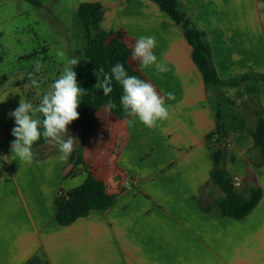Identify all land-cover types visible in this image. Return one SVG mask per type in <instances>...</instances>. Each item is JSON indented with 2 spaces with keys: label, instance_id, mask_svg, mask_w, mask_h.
Returning <instances> with one entry per match:
<instances>
[{
  "label": "crops",
  "instance_id": "crops-1",
  "mask_svg": "<svg viewBox=\"0 0 264 264\" xmlns=\"http://www.w3.org/2000/svg\"><path fill=\"white\" fill-rule=\"evenodd\" d=\"M178 1L205 34L220 79L264 74V0ZM93 2L103 5V29L123 30L135 42L155 37L157 61L170 70L136 62L165 97L169 118L150 129L105 108L94 132L82 138L78 125L80 135H67L75 143L65 162L59 148L46 151V140L32 145L31 164L14 159L0 142V264H264V163L250 134L252 109L251 123L234 118L235 126L222 115L230 130L223 167L241 178L239 193L260 187L263 195L245 218L224 217L214 208L224 193L211 180L206 140L217 127V107L183 28L150 0ZM170 92L174 100L166 98ZM256 106L264 110V91ZM82 139L84 164L75 165ZM88 171L117 201L63 226L55 198L80 186Z\"/></svg>",
  "mask_w": 264,
  "mask_h": 264
},
{
  "label": "trees",
  "instance_id": "trees-1",
  "mask_svg": "<svg viewBox=\"0 0 264 264\" xmlns=\"http://www.w3.org/2000/svg\"><path fill=\"white\" fill-rule=\"evenodd\" d=\"M37 3L36 0H29ZM157 4L159 9L171 18L177 25L183 28L187 42L192 46V57L199 68L204 81L209 88L215 90L220 87L240 88L247 87L250 82L264 85V74H245L228 80H222L217 74L213 63L212 51L205 34L200 31L188 18L178 0H150ZM77 16L80 20L86 41L84 55L91 63V69L76 76L79 86L86 92L80 97L79 104V126L82 138L94 132L99 126V114L105 108H109L111 101L115 105L109 108L113 115L120 119H128L123 112L120 97L123 89L119 83L113 80V91L105 96L102 89L94 86L103 81L104 75L111 74L110 69L116 64H123L130 76H136L146 82L147 79L141 73L136 61L132 60V50L135 41L123 30L107 31L102 27L104 16L103 5L100 2H83L77 8ZM2 58L0 57V62ZM103 69L101 72L99 69ZM256 88V85L254 86ZM214 99L218 102V98ZM212 101V99H211ZM213 102V101H212ZM216 109V108H215ZM217 113V127L206 137L207 143L212 151L213 170L211 172L212 182L219 186L224 197L215 203L214 208L224 217L243 219L249 215L259 204L263 191L260 187H254L246 196L239 193L233 185L232 177L223 167L226 144L225 140L230 132L222 120L219 109ZM255 118L254 128L250 131L254 144L261 155V163H264V110L262 106L252 108ZM244 130V129H243ZM43 138V137H41ZM45 139H39L35 145L42 144ZM83 144L77 153L72 156V163L75 165L84 164ZM88 170V169H87ZM117 197L107 192L103 181L95 178L88 171L85 181L78 187L64 192L61 191L55 198L54 206L56 218L59 224L68 226L79 218L89 215L92 211H106L113 207ZM210 207L205 211H211ZM29 264H41L31 261Z\"/></svg>",
  "mask_w": 264,
  "mask_h": 264
},
{
  "label": "rangeland",
  "instance_id": "rangeland-1",
  "mask_svg": "<svg viewBox=\"0 0 264 264\" xmlns=\"http://www.w3.org/2000/svg\"><path fill=\"white\" fill-rule=\"evenodd\" d=\"M36 1L0 0V142L6 151L11 150V142L15 140L11 135L15 121L9 113L19 106L21 98L33 105V117L43 120L38 111L42 97L69 66L68 61L79 60L72 69L76 76L91 69L84 55L86 41L77 8L83 2L94 0ZM37 62L43 67L34 72ZM29 73H34L39 87L32 85ZM263 86L251 81L247 87L211 89V99L226 123L236 126L234 118L251 123L249 112L264 91ZM78 125V119L68 125L64 138L72 131L80 135ZM1 126L4 127L1 129ZM40 130L43 132L42 126ZM45 148L58 150L57 145L49 142Z\"/></svg>",
  "mask_w": 264,
  "mask_h": 264
},
{
  "label": "clouds",
  "instance_id": "clouds-1",
  "mask_svg": "<svg viewBox=\"0 0 264 264\" xmlns=\"http://www.w3.org/2000/svg\"><path fill=\"white\" fill-rule=\"evenodd\" d=\"M157 47L154 36H140L132 50L131 59L139 61L141 69L155 66L157 72L166 73L170 69L164 63L157 61V56L153 49ZM79 60L73 58L68 61L63 73L50 85V90L43 95L38 111L43 115V120L33 117V105L21 98L19 106L9 113L14 117L15 127L11 135L15 140L11 142V153L14 159L26 164H31L34 158L32 145L41 136L49 142L58 146L60 155L58 159L62 162L68 160L74 151L75 137L68 136V125L79 118L78 107L80 97L86 92L79 86L76 73L72 70ZM43 67L36 63L34 72H39ZM99 71L103 72L101 68ZM111 74H105L103 81H99L94 87L103 90L105 96L112 91V83L115 80L123 89L120 97L123 112L128 117H135L144 126L152 129L158 126V122H163L169 118V109L165 104V97L161 96L155 87L136 76H130L123 64L116 63L111 69ZM29 78L33 86L39 87L34 73H29ZM168 100H174L173 93H167ZM109 108L115 105L109 101ZM130 125L135 120L129 119ZM43 127V132L40 128Z\"/></svg>",
  "mask_w": 264,
  "mask_h": 264
},
{
  "label": "built area",
  "instance_id": "built-area-1",
  "mask_svg": "<svg viewBox=\"0 0 264 264\" xmlns=\"http://www.w3.org/2000/svg\"><path fill=\"white\" fill-rule=\"evenodd\" d=\"M232 179H233V185H234V187L235 188H240V186H241V178H239L238 176H234V177H232Z\"/></svg>",
  "mask_w": 264,
  "mask_h": 264
}]
</instances>
